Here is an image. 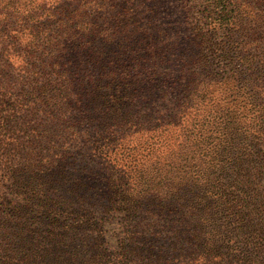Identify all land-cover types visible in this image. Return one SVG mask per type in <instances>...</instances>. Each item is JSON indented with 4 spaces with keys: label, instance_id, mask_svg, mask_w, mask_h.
<instances>
[{
    "label": "trees",
    "instance_id": "16d2710c",
    "mask_svg": "<svg viewBox=\"0 0 264 264\" xmlns=\"http://www.w3.org/2000/svg\"><path fill=\"white\" fill-rule=\"evenodd\" d=\"M0 264H264V0H0Z\"/></svg>",
    "mask_w": 264,
    "mask_h": 264
}]
</instances>
